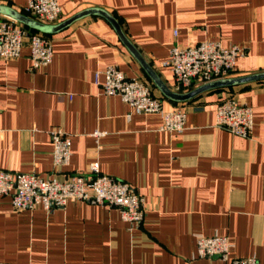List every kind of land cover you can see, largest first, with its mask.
<instances>
[{
	"label": "crops",
	"instance_id": "0c3cea01",
	"mask_svg": "<svg viewBox=\"0 0 264 264\" xmlns=\"http://www.w3.org/2000/svg\"><path fill=\"white\" fill-rule=\"evenodd\" d=\"M26 1L0 0V7L28 17ZM57 1L61 16L51 26L87 9L103 10L144 65L99 14L39 32L51 40L46 67L30 70L27 43L16 59H1L0 170L47 177L57 169L63 179L86 176L96 161L102 174L144 199L146 212L131 227L117 209L102 205L16 211L0 197V264H226L196 257V239L214 234L232 243L230 259L255 257L264 264V79L184 102L161 90L186 93L203 85L176 86L162 65L176 45H236L246 54L227 78L264 72V0ZM109 65L145 81L165 110H185L183 131H162L158 114L130 113L118 96H106L103 77L96 85L94 76ZM226 95L251 108V139L215 127L216 104ZM58 128L70 138L71 157L55 169L49 131ZM95 131L103 134L96 138Z\"/></svg>",
	"mask_w": 264,
	"mask_h": 264
},
{
	"label": "built area",
	"instance_id": "2783aa9c",
	"mask_svg": "<svg viewBox=\"0 0 264 264\" xmlns=\"http://www.w3.org/2000/svg\"><path fill=\"white\" fill-rule=\"evenodd\" d=\"M24 11L32 20L46 25L56 23L61 16L57 0H27ZM25 43L29 48L31 71L52 62L53 52L48 37L39 32H29L11 18H0V60L16 59ZM245 54L246 50L236 45L223 47L219 42L201 41L195 46H173L162 65L170 68L176 86L186 90L195 81L205 84L227 78L233 72L236 60ZM101 76L103 93L118 96L129 106L130 113L158 114L161 118L160 130L172 133L183 131L186 111L181 108L165 110L145 81L127 77L112 65L95 73L96 85ZM214 125L235 136L251 139L252 110L232 96H223L216 104ZM102 134L95 131L93 136L99 138ZM49 135L54 168H63L71 157L70 138L60 128L49 131ZM57 171L42 177L36 173L0 170V197H8L16 211L39 207L48 211L64 207L67 203L84 202L117 209L120 219L131 227L143 221L146 212L144 199L128 183L102 174L96 161L88 164L86 176L73 174L57 179ZM232 248V243L218 234L196 239L198 259L217 258L226 264H260L255 257L230 259Z\"/></svg>",
	"mask_w": 264,
	"mask_h": 264
},
{
	"label": "water",
	"instance_id": "95a60500",
	"mask_svg": "<svg viewBox=\"0 0 264 264\" xmlns=\"http://www.w3.org/2000/svg\"><path fill=\"white\" fill-rule=\"evenodd\" d=\"M0 13L5 14L6 16H9L11 19L15 20L16 22L22 23L24 24L26 27L33 29L35 31L38 32H43V33H49V32H53L56 31L66 25H69L70 23H72L73 21L88 15V14H99L104 16L105 18H107L111 24L113 25V27L115 28L118 36L120 37V39L123 41V43L126 45V47L133 53V55H135L138 59V55L137 53L134 51V49L132 48V46L130 45V43L128 42L127 38L124 36V34L121 32L119 25L117 24V22L106 12H104L103 10L100 9H87L84 10L80 13H77L76 15L70 17L69 19L65 20L64 22L60 23L57 26H51V25H46V24H41L38 23L34 20L29 19L28 17L24 16V15H20L17 14L14 11L5 9V8H1L0 7ZM141 64L144 65V62L139 59ZM264 79V72H260L257 74H252V75H246V76H242V77H233V78H226V79H220V80H216V81H212L209 83H205L193 90H190L186 93H174V92H170L165 88H161L163 94L170 100L173 101H179V102H184V101H188L191 100L193 98H195L196 96H198L199 94L211 90V89H215V88H225V87H230L236 84H242V83H246V82H252V81H257V80H263Z\"/></svg>",
	"mask_w": 264,
	"mask_h": 264
}]
</instances>
